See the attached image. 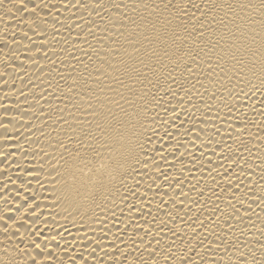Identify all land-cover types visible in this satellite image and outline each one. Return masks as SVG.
Returning a JSON list of instances; mask_svg holds the SVG:
<instances>
[{"label": "bare ground", "instance_id": "1", "mask_svg": "<svg viewBox=\"0 0 264 264\" xmlns=\"http://www.w3.org/2000/svg\"><path fill=\"white\" fill-rule=\"evenodd\" d=\"M241 33L264 54V0H0V235L25 264H264V71ZM85 91L140 126L68 215L57 173L108 151Z\"/></svg>", "mask_w": 264, "mask_h": 264}, {"label": "clouds", "instance_id": "2", "mask_svg": "<svg viewBox=\"0 0 264 264\" xmlns=\"http://www.w3.org/2000/svg\"><path fill=\"white\" fill-rule=\"evenodd\" d=\"M241 36L242 42H252L248 43L246 47L251 49L254 54L253 67H249L246 74H252L254 71H264V54L256 51L253 47V43L258 41H253L252 36L245 33H241ZM232 43L236 44V41ZM222 47L227 50L226 55L228 56L230 51L228 44L225 43ZM81 91H84V89H81ZM80 100L84 103L91 100L92 107L95 109L93 114L102 117L98 122L102 135L101 133H98V135H101V140L105 143L98 145V147L103 146L108 151L104 152L102 157L97 155L87 164L82 161L80 150L76 151L72 153L71 161L67 166L57 173V175L63 177L53 185L60 192L56 196V200L59 201L57 207L60 212L68 215H72L77 208L88 210L90 198L95 194L94 187L90 186L89 178H94L99 183L102 182L100 177L108 176L114 179L117 174H122L121 170L128 162V156L136 145L135 130L140 126V120L131 112L114 124L111 115V102L104 98H98L91 92L85 91V95L80 96ZM105 113L108 115H105ZM110 116L111 119H109ZM72 131L75 132L76 129L73 128ZM53 167H56V165H53ZM0 172L3 171L0 170ZM0 219H3L2 215H0ZM27 255V252L19 245L14 246L6 236L0 235V264H25Z\"/></svg>", "mask_w": 264, "mask_h": 264}]
</instances>
